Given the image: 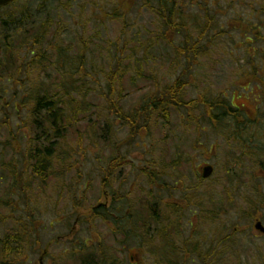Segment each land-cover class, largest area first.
Segmentation results:
<instances>
[{"label": "rangeland", "instance_id": "1", "mask_svg": "<svg viewBox=\"0 0 264 264\" xmlns=\"http://www.w3.org/2000/svg\"><path fill=\"white\" fill-rule=\"evenodd\" d=\"M176 1L184 2L180 6L188 19L199 15L190 0ZM200 2L218 14L215 33L204 39L190 27L188 43L199 46L189 58L178 49L184 36L168 30L144 0H19L0 12V45L9 44L15 59L0 77V196L14 203L0 209V216L28 222L26 201L17 199L18 185L11 176L22 173L21 191L28 194L39 236L29 242L27 264H80L91 250L120 264H165L156 248L153 257L148 255L149 242L141 234L134 243L108 229L117 224L128 230L133 225L129 214L144 220L143 197L166 218L169 203L179 209L185 198L190 201L171 221L179 232L173 238L177 249L203 242L196 253L186 255L191 260L201 257L213 238L232 235L233 253L221 257L224 264H264V235L254 229L256 221L264 226V45H245L244 34L236 30L240 23L249 32V24L264 21V0ZM115 8L127 12L122 20L109 18ZM118 72L124 81L112 86V99L123 114H134L181 74L187 83L181 101H224L237 113L216 130L204 122L200 108L171 110L167 120L154 112L139 124L147 128L131 137L126 123L107 111L104 99ZM42 94L67 101L64 117L69 122L43 183L30 174L33 164L27 158L30 114ZM116 155L120 165L103 187L107 164ZM175 158L189 162L176 170ZM202 166L214 171L201 184ZM229 205L231 210L220 211ZM252 208L260 211L253 218ZM102 213L108 218L104 222L98 219ZM207 216L215 220L212 237L206 235L210 226L201 222ZM5 232L2 226L0 235ZM142 250L148 251L144 257ZM72 252L77 254L73 260L68 259Z\"/></svg>", "mask_w": 264, "mask_h": 264}, {"label": "trees", "instance_id": "2", "mask_svg": "<svg viewBox=\"0 0 264 264\" xmlns=\"http://www.w3.org/2000/svg\"><path fill=\"white\" fill-rule=\"evenodd\" d=\"M144 1V6L153 12L156 11L157 18L160 21L164 22V25L166 28H168V30L175 31L176 33L184 36L185 43L183 46H179L178 48L182 55H186L189 58L192 53L196 52L197 47L199 46V43H197V46H195V44H193L192 46V44L188 43L187 31L190 32V27L194 29V32L198 31L200 33V38L204 37V39H207L209 35L214 36L215 32L212 31V29L214 30L213 25L214 22H216L214 19L217 18V16L215 15L218 14L215 11L211 12V9H208V7L202 4L200 0H190V4L192 3V5L196 6L197 12H199V15L191 19H188L187 15L184 16V10L180 6L183 5L184 2L182 4H179L176 0H155L156 3H153L155 4V6L151 5L150 7V3H152L153 0ZM185 4L188 5V2ZM176 8L180 10V13H177ZM125 14H127V12H119L115 8V10L112 11L109 15V18H112L114 20H122V17L126 16ZM239 24H237L236 30L239 31L240 29V33L244 34L243 41L245 45L251 47L254 43L261 42L264 45V37L260 36L261 30L264 29V21H260L258 25L249 24V32H247V30H242L241 25ZM220 34L221 30L218 32V36ZM213 36L209 37V39H211ZM3 43L4 41L2 42V44ZM1 45L0 77H2V74L5 73V71L3 70L5 69V66H7V64H9V66L11 67L15 65V59H13L12 55L9 54L10 45ZM124 76V73L118 72L112 77L113 79L111 80V84L109 86V89L111 91L107 93L105 92L104 99L107 101V111L115 115L117 119L126 123L125 126L129 129L131 137L138 136L140 130H143V128H147L146 123H143L142 126H139V124L144 122L146 118L152 115L154 112L160 116H163L164 120H167L169 111L171 110L175 112H188L189 110H193L194 108H200V110L202 111L201 117L204 119V122H207L210 126L212 125V127L216 130L223 129L222 121L224 119L234 117V115L237 113V111L233 110L230 105H226L224 101L221 104H218L217 101L208 102L203 97H200L199 100L189 102L187 104L181 101L180 95L184 90V86H186L187 84L183 81V77L181 74L180 76L176 77L175 81L171 85L164 86V89H162L163 92L161 94L148 100V102L137 109L134 114H123L121 107L118 106V103H116L112 99L113 92L116 93L112 86L118 83L122 84L124 81ZM37 98L38 97H36L35 99V105L33 106L30 114V119L32 121L29 127V130L31 131V143L29 146L30 150L27 151V158L33 164L30 174L32 173L31 175L33 178H39L43 183V181H45L48 177V160L53 156V149H55L56 143L58 141H63V139L69 133V125L67 124L69 122H67L64 117L66 113L65 108L68 107L66 106L67 101H65L64 99H59L58 96L43 95L40 96L39 99ZM71 101L68 100V106L70 107V109L73 108V106L71 105ZM197 119H200V117ZM239 123L240 122H237V124ZM202 124L204 126V123ZM119 158L120 156L116 155L115 158H112L109 164H107L108 166L105 170V177L101 181L103 187H108L105 180L108 176H110L111 172L113 173L116 170V167H119ZM252 158L253 157H251L250 159ZM177 160L178 158H175L172 163L174 165L172 166V168L176 170L180 169L179 165H184L189 162L184 158V161L182 159L179 161ZM107 169H109V171H107ZM11 176L13 177L12 183L15 182L18 185L17 199L26 201L23 204V214L26 215V219L28 222L23 221V218H21L20 216H17L18 218L16 220L11 219V222L9 217L0 216V229L2 228V226L6 227V232L3 233V235H0V264H27L28 258L26 255V251L29 247V242L33 238H35L36 240L39 237L37 232L38 229L35 225V221L32 220L33 210L31 207L29 209V201L27 200L28 194H24L23 191H21V180L23 177L22 173L19 175V177L14 176V173H12ZM193 178L196 179L195 176H193ZM199 182H201V180H199ZM203 182L204 180L201 182V184ZM157 186H160V184H158ZM171 190L177 192L179 191V188L174 187L171 188ZM184 201V206H178L179 209L175 208L176 203H169L168 208L170 207V216L166 218V215L160 211L161 209L159 208V206H157L156 204H151L149 197L148 199L147 197H143L142 199H140L139 203L142 209V216L145 217L144 220L141 219V216H139L138 213L129 214L126 217L128 218V222L133 223V225L131 227H128V230L124 231L123 229L119 228L117 224H115V226L113 227L108 226V229H110L111 233L114 235H124V241L133 239L134 243L138 242V236L139 234H141V238L149 242L147 250L151 252H149L148 255L150 257H153L155 255L154 249L156 248V250L159 251V254L161 253V257L164 259L165 264H196V262H199L200 264H224L221 257L224 254L225 256H228V254L233 253V248L231 245L236 241L234 240V243L230 242L231 240H233L232 235L224 237V239L222 240H218V238H213L212 240H210L208 242V245L206 243V251L201 252V257L199 255L196 258L197 260H191L190 257H186V255L188 254V252L190 254L196 253L198 251V245H200V247L204 245L200 240L196 241L194 243V246H184L182 250L177 249L176 245H174L173 238H176L179 232L175 223L171 221V217L174 218L175 216H177V214H180L179 212L181 210H186L185 208L187 207L188 203H190V201L187 198H185ZM194 201V199H191V204L194 203V206L198 207L199 202L196 204V202ZM13 204L14 203L12 202L1 199L0 196V209H9ZM232 207V205H229L226 208L221 207L220 211L222 213H226L228 212V210H231ZM177 210H179V212ZM250 211L252 214V218L258 215V212H260L257 208H252V210ZM211 212L212 211H209L207 213L212 215ZM93 214L94 211L90 214V217ZM105 215L106 214L102 213V216L98 217V219L104 222L108 219L105 217ZM205 219L206 221L203 220L201 222H204L211 228V230H209L206 235L212 237V235H215L216 233L212 230V226L214 225L215 220L211 216H207V218ZM149 222L151 223L152 227L151 232ZM233 235H235V233ZM148 251L142 250L140 256L144 257L143 255H146ZM182 251L184 252L183 256L179 253ZM88 252V254H85L86 256L81 257L80 264H120L116 259H107L104 253H98L96 252V250H91ZM76 256L77 254L75 252H72L68 259L73 260ZM179 256L181 257L179 258ZM71 257H73V259ZM73 262L75 264L77 263L75 261Z\"/></svg>", "mask_w": 264, "mask_h": 264}, {"label": "water", "instance_id": "3", "mask_svg": "<svg viewBox=\"0 0 264 264\" xmlns=\"http://www.w3.org/2000/svg\"><path fill=\"white\" fill-rule=\"evenodd\" d=\"M14 0H0V10L1 8L7 7L11 3H13ZM212 172L211 168H205L203 177H208ZM256 230L262 232L264 234V228L262 227V224L258 223L255 227Z\"/></svg>", "mask_w": 264, "mask_h": 264}, {"label": "flooded vegetation", "instance_id": "4", "mask_svg": "<svg viewBox=\"0 0 264 264\" xmlns=\"http://www.w3.org/2000/svg\"><path fill=\"white\" fill-rule=\"evenodd\" d=\"M104 206L108 208L107 204H105Z\"/></svg>", "mask_w": 264, "mask_h": 264}]
</instances>
